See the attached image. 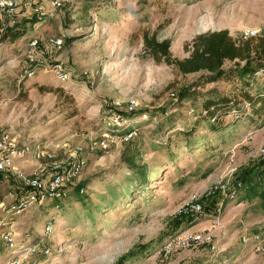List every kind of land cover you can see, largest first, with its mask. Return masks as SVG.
Wrapping results in <instances>:
<instances>
[{"label":"rangeland","instance_id":"obj_1","mask_svg":"<svg viewBox=\"0 0 264 264\" xmlns=\"http://www.w3.org/2000/svg\"><path fill=\"white\" fill-rule=\"evenodd\" d=\"M49 11L46 17L19 16L16 25L27 34L1 42L0 120L21 145L46 143L58 159L78 146L83 169L67 197L48 199L18 214L11 205L27 187L6 172L13 176L0 181L6 202L0 209V264L13 256L23 264H264V251L256 250L258 244L264 246L260 200L241 189L234 199L222 191L207 195L217 183H246L264 165V117L245 124L241 132L227 128L221 139L207 119L201 120L198 132L208 140L217 138V146L202 155L186 148L176 132L194 126L205 99L231 96L241 83L224 78L205 82L201 72L183 74L156 61L143 39L145 30L170 39L173 55L183 58L189 54L185 43L199 33L228 28L237 36L264 29V0H64L61 8ZM6 26L0 15V41ZM50 35L63 37V47L49 44ZM32 37L41 40L37 57L42 66L35 76L23 77ZM57 59L71 72L67 82L52 70ZM195 82L196 98H182L180 90ZM256 84L263 85L264 79ZM131 99L138 108H128ZM192 107L195 112L190 113ZM112 110L135 113L130 126L138 134L131 142L123 131H109L110 148L102 150L99 142ZM169 140L170 151L160 147ZM135 146L137 163L146 165L151 176L149 188L123 160ZM37 163L31 150L17 166L28 170ZM195 197L203 206L199 219L193 211L184 212ZM48 223L54 228L45 234ZM6 228L21 247L12 250L6 244ZM199 232L210 239L175 250L167 259L158 254L172 235ZM40 241L36 255L26 253Z\"/></svg>","mask_w":264,"mask_h":264},{"label":"trees","instance_id":"obj_2","mask_svg":"<svg viewBox=\"0 0 264 264\" xmlns=\"http://www.w3.org/2000/svg\"><path fill=\"white\" fill-rule=\"evenodd\" d=\"M83 11L88 12L87 7H84ZM26 34L27 30L25 28H21L16 24L8 25L2 33L0 42L15 41ZM143 39L145 48L156 61L174 65L183 74L201 72L203 73L201 80H205V82H213L224 78L234 83H241V86L236 89L238 91L231 96L205 99L202 113L199 114V119L194 126L176 132V135L185 140L186 148L197 151L198 155H202L208 149L217 146L213 145L215 140L223 138L225 136L223 132H226L227 128L228 130L241 132L245 124L250 126V124H255L258 119L264 117V84H256L257 79H264V74H256V71L264 68V34L244 37L243 33L234 36L228 28L208 30L197 34L185 43V50L189 54L183 58L173 55L170 39H159L155 34L150 35L149 30L144 31ZM66 40L70 41V38ZM227 62H229V65H227ZM199 82L183 87L180 90V96L182 98H196L197 91L192 88L197 86ZM55 90L59 91L61 89L56 87ZM115 112L116 110H112L110 115ZM133 114L135 113L122 111V115L126 118H130ZM229 115L234 117L236 115L238 118L235 117L236 121H228L227 116ZM204 119L208 120L207 125L212 132L217 134V138L208 140L206 135L204 136L198 132L197 126ZM135 138L130 141L133 142ZM171 140L161 143L160 147L170 151L172 149ZM136 146V149L130 155H123V160L131 168L132 174L137 175L138 181L141 180V185L149 188L151 176L148 175L146 165L137 163L136 156L139 148ZM176 146L179 147L177 144ZM12 176L11 174L7 175L6 172H0V181H11ZM245 181L246 183L241 181V190H245L243 194L249 198H258L264 208V165L257 167L252 177ZM137 184L139 185V183ZM134 186V184L127 186L123 194H129ZM40 246H42V243Z\"/></svg>","mask_w":264,"mask_h":264},{"label":"built area","instance_id":"obj_3","mask_svg":"<svg viewBox=\"0 0 264 264\" xmlns=\"http://www.w3.org/2000/svg\"><path fill=\"white\" fill-rule=\"evenodd\" d=\"M49 5L47 7L46 5ZM64 5V0H0V15L6 18V25L17 24L18 18L21 15L36 13L39 17H46L49 15V8L57 9ZM5 29V28H4ZM3 29V30H4ZM264 34V29L261 30H247L243 32L244 37L256 36ZM48 43L53 47L60 49L64 45V38L58 35H50L47 39ZM41 40L39 37H32L28 43V57L29 64L25 68L23 77H33L38 71V66H42L37 57V49L40 47ZM2 43L0 42V45ZM64 62L57 59L54 64L53 71L56 73L58 79L62 82H67L70 79L71 72L66 69ZM256 74H264V68L256 71ZM176 95L175 92L172 93ZM120 105V103H116ZM139 103L136 99H131L128 103V108L134 110L138 108ZM195 112L192 107L190 113ZM195 114V113H194ZM130 118H126L122 113L116 112L107 117L106 130L102 133V139L99 142V147L102 150L110 148V134L109 131L122 132L125 140L133 139L137 136L136 129L130 127ZM248 137V136H247ZM32 150L34 159L38 161L36 165L28 170H21L17 166V162L24 160L29 152ZM79 147L69 150L68 157L65 159H58L50 145L46 143L37 142L33 146L21 145L18 141L17 135L12 129L5 125L0 120V172H9L16 175L18 179L28 187L27 192L21 197L16 198V202L11 205V211L15 214L35 206L44 204L48 199H61L69 195L71 185L75 183L82 174L83 160L79 156ZM264 153V148L262 149ZM242 188V182L232 184L229 181L217 183L210 187L207 195H213L217 191L224 192L228 199L238 197L239 191ZM84 188L81 189L83 191ZM14 196L12 191L9 192ZM6 202L0 198V209L5 207ZM221 207L218 211L221 212ZM193 211L197 215L195 218H200V213H203V206L195 197L191 200L189 206L184 209V212ZM54 228V225L48 223L45 227V234H49ZM184 234V233H183ZM176 234L169 237L160 248L158 254L167 259L175 250L187 248L197 240H209L203 233H187L186 235ZM3 239L6 244L12 249L16 250L23 245L18 243L14 237L12 229H5L3 232ZM41 241L35 243L25 249L29 255H35L39 252ZM257 251H264V246L258 244ZM49 248L45 249L48 252ZM6 264H23L17 256L11 257Z\"/></svg>","mask_w":264,"mask_h":264},{"label":"crops","instance_id":"obj_4","mask_svg":"<svg viewBox=\"0 0 264 264\" xmlns=\"http://www.w3.org/2000/svg\"><path fill=\"white\" fill-rule=\"evenodd\" d=\"M33 166H34V165H33ZM33 166H32V167H33ZM29 168H31V167H29Z\"/></svg>","mask_w":264,"mask_h":264}]
</instances>
